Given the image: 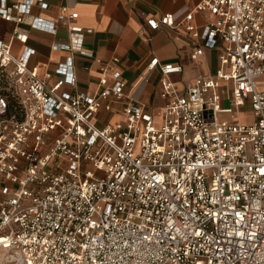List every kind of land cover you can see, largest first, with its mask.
Instances as JSON below:
<instances>
[{
  "label": "built area",
  "instance_id": "built-area-1",
  "mask_svg": "<svg viewBox=\"0 0 264 264\" xmlns=\"http://www.w3.org/2000/svg\"><path fill=\"white\" fill-rule=\"evenodd\" d=\"M33 5L48 7L0 0L23 43ZM196 8L211 16L186 28L203 40L199 54L223 43L220 67L179 88L183 65L153 57L160 120L130 98L118 58L100 66L93 92L66 91L78 82L72 57L50 85L29 65L34 49L18 56L0 38V248L25 264H264V0ZM141 14L152 30L178 25L173 13ZM75 17L59 14L69 40L54 49L87 53ZM31 27L57 30L42 17ZM246 105L252 122L220 119ZM102 110L121 116L98 125Z\"/></svg>",
  "mask_w": 264,
  "mask_h": 264
},
{
  "label": "crops",
  "instance_id": "crops-1",
  "mask_svg": "<svg viewBox=\"0 0 264 264\" xmlns=\"http://www.w3.org/2000/svg\"><path fill=\"white\" fill-rule=\"evenodd\" d=\"M17 1V0H9ZM48 7L43 9L33 5L25 22L18 27L28 35L26 43L12 38L15 23L0 16V38L12 42V51L21 55L25 47L34 49L29 65L35 67L41 77L53 85L57 80L56 69L69 57L73 58L74 70L78 78L75 88L65 85L66 91L93 92L97 87L99 69L103 64L113 65L121 71L127 82L126 92L130 98L148 106L160 120L165 100L161 97L163 76L158 66L150 68L153 57L160 63L182 64V73L172 75L179 88L204 76L214 75L220 67L223 43L216 47H205L202 54L197 52L196 39L186 28L194 24L200 29L211 16L207 11L198 10L202 0H45ZM146 11L150 17L160 18L165 13H173L176 26H163L152 30L147 25ZM73 12L75 22L85 28L84 50L87 53L58 50L53 45L68 42V29L59 20V14ZM34 17H42L56 23V33L40 31L31 27ZM51 73V77H46ZM122 106V105H118ZM249 114L248 105L239 115ZM119 113L102 110L95 118L98 125L120 118Z\"/></svg>",
  "mask_w": 264,
  "mask_h": 264
},
{
  "label": "rangeland",
  "instance_id": "rangeland-1",
  "mask_svg": "<svg viewBox=\"0 0 264 264\" xmlns=\"http://www.w3.org/2000/svg\"><path fill=\"white\" fill-rule=\"evenodd\" d=\"M223 106H229L230 102L228 100L223 101ZM220 119H228V120H245L248 122H252L254 117H251L249 114L245 115H235V119L231 114L225 113L220 115ZM0 264H25L24 258L20 252H17L14 249L8 248H0Z\"/></svg>",
  "mask_w": 264,
  "mask_h": 264
}]
</instances>
